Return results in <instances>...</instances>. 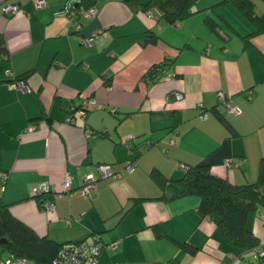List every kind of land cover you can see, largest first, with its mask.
<instances>
[{"label": "crops", "instance_id": "1", "mask_svg": "<svg viewBox=\"0 0 264 264\" xmlns=\"http://www.w3.org/2000/svg\"><path fill=\"white\" fill-rule=\"evenodd\" d=\"M77 1L0 0V205L55 241L97 233L96 264H252L251 256L264 264L254 248L220 238L214 221L197 214L195 194L159 197L148 176L154 166L175 178L185 164L207 162L232 182L255 179L264 154V30L242 38L252 24L228 2L210 7L217 0H195L193 11L173 23L158 20L153 6L148 16L129 0H84L95 12L78 17L76 29L67 26L64 7ZM2 2L18 7L4 12ZM253 2L264 12V0ZM204 14L217 31L203 23ZM96 26L101 31L84 44L81 36ZM153 33L155 41L140 43ZM158 61L162 70L147 82L141 73ZM28 69L23 80L14 79ZM226 100L237 112L227 110ZM28 121L35 126L25 130ZM227 156L240 162L224 165ZM99 161L121 173L97 178L90 196L46 190L38 200L29 193L36 183L58 188L64 172L77 188ZM246 225L264 252V208L249 211ZM6 256L0 248V258Z\"/></svg>", "mask_w": 264, "mask_h": 264}, {"label": "trees", "instance_id": "2", "mask_svg": "<svg viewBox=\"0 0 264 264\" xmlns=\"http://www.w3.org/2000/svg\"><path fill=\"white\" fill-rule=\"evenodd\" d=\"M194 1L129 0L132 4L140 3L143 10L152 6L157 8L159 10L158 20L167 23H173L190 14L193 11ZM79 2L84 5L88 4L84 0L75 3ZM222 2L230 3L252 24L253 29L241 35L242 38L246 39L249 34L264 30V12L254 9L253 0H217L210 7ZM202 21L208 28L217 31V23L212 17L204 14ZM155 40L154 33L147 34L140 39V43ZM162 68L163 61L153 62L141 73V76L150 82L158 76ZM29 72V69L25 70L15 75L14 79L23 80ZM213 113L222 121L223 117L219 112L213 111ZM123 142L127 153H129L131 139L127 140V145H125V141ZM123 169H125L124 165ZM148 176L160 188L159 197L174 198L189 193L195 194L198 197L195 207L197 214L199 216L207 215L214 221L223 241L243 249L257 247V237L247 227L246 215L258 206L264 208V154L260 155L256 161L255 179L248 182L235 183L224 176L217 175L210 171L207 162L187 163L184 165L181 175L175 178L167 177L154 166L149 169ZM42 193L34 196L39 200L38 196ZM77 240L55 241L45 235H39L12 215L7 205H0V248L14 256L30 259L32 264H49L61 243ZM179 244L188 252L194 251L193 245ZM259 258L264 259V252Z\"/></svg>", "mask_w": 264, "mask_h": 264}, {"label": "built area", "instance_id": "3", "mask_svg": "<svg viewBox=\"0 0 264 264\" xmlns=\"http://www.w3.org/2000/svg\"><path fill=\"white\" fill-rule=\"evenodd\" d=\"M44 3V0H33L34 6H40ZM17 4L14 2H2L1 9L4 12H13L17 8ZM65 14L68 17L67 26L78 28L80 22L78 17L80 16H90L95 12V7L91 4L84 5L83 3H68L64 7ZM146 15H152V11L150 8H145L143 10ZM159 14V10L157 9V15ZM70 16H74L73 20H70ZM101 31L100 26H96L88 35L81 36L80 40L84 44H88L93 35L97 32ZM19 83L21 81L19 80ZM22 84V83H21ZM218 98L222 99V92H218ZM172 95L175 98L180 97V92H172ZM88 101H91L90 98L82 99L81 104L85 105ZM223 104L229 111L237 112L238 108L229 100L223 101ZM200 105V103H198ZM79 114H83V107L79 106L75 109ZM65 119L69 122H72V116L70 114H66ZM35 122L28 121L23 129L29 130L34 128ZM132 134L127 133L124 135L125 145H127V140L131 139ZM240 162L239 156H227L222 159V163L224 165L238 164ZM134 160H127L124 164V168L127 171H130L134 167ZM119 170L113 169L112 165L109 162H98L94 165V171H88L84 173L82 176V182L77 188H72L70 186L69 176L66 172L63 173V176L60 180V184L58 188H48L44 183H36L31 185L29 188V193L31 195H36L42 193L46 190L51 192L53 196H58L60 194L69 195L74 191H78L80 194L90 196L92 190L96 187V180L99 177L111 175V174H120ZM5 179V171L0 170V182L2 183ZM43 206L46 208H50V203L48 201L42 202ZM67 221V219H64ZM101 242L99 241V237L97 233H90L86 237L78 239L77 241H69L65 243H61V245L56 249L55 253L50 259L49 264H96V257L98 251L100 249L99 245ZM256 254L261 256L263 251L259 248L254 247ZM24 257L14 256L11 253H8L6 257L0 258V264L7 263L10 261L15 262L16 264H23ZM112 264H122L120 262H113Z\"/></svg>", "mask_w": 264, "mask_h": 264}, {"label": "rangeland", "instance_id": "4", "mask_svg": "<svg viewBox=\"0 0 264 264\" xmlns=\"http://www.w3.org/2000/svg\"><path fill=\"white\" fill-rule=\"evenodd\" d=\"M7 254H8V252H7ZM255 257H253V256L250 257L252 264H258L257 260H256L257 257L256 258Z\"/></svg>", "mask_w": 264, "mask_h": 264}]
</instances>
